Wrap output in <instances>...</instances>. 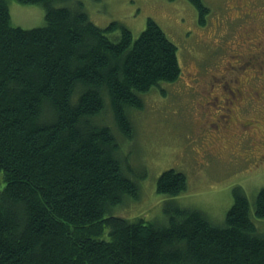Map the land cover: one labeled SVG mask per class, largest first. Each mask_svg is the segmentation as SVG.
Wrapping results in <instances>:
<instances>
[{
	"label": "trees",
	"instance_id": "1",
	"mask_svg": "<svg viewBox=\"0 0 264 264\" xmlns=\"http://www.w3.org/2000/svg\"><path fill=\"white\" fill-rule=\"evenodd\" d=\"M13 1L40 7L44 24L13 25L0 0V264H264V229L239 186L221 225L172 199L187 186L172 169L156 181L171 198L161 218L114 214L138 197L116 135L131 139L130 109L181 74L157 23L134 39L118 22L96 26L81 0ZM188 1L202 25L207 7ZM253 215L264 219V187Z\"/></svg>",
	"mask_w": 264,
	"mask_h": 264
},
{
	"label": "rangeland",
	"instance_id": "2",
	"mask_svg": "<svg viewBox=\"0 0 264 264\" xmlns=\"http://www.w3.org/2000/svg\"><path fill=\"white\" fill-rule=\"evenodd\" d=\"M81 1L96 26L118 22L134 39L146 20L153 19L175 45L181 68L175 82L159 83L143 94V108L130 109L131 139L122 140L115 129L123 169L137 183L138 197L125 199L114 214L129 219L161 218L162 203L171 198L155 192L156 181L163 171L172 169L186 177L185 190L172 198L180 205L198 209L213 224L221 225L233 201L231 190L239 186L249 202L252 221L263 230L264 219L254 217L253 205L264 187V94L254 96L252 104H235L229 124L247 123V127L222 132L216 129L223 124L222 104L208 97L210 84L218 83L202 79L238 77L247 79L254 91L264 87V52L241 43L249 30L258 31L261 40L264 0H201L208 9L202 25L188 0ZM7 3L13 25L29 29L44 24L40 7L13 0ZM251 51L257 56L244 63L241 57L246 60ZM232 54L238 57L230 58ZM194 75L196 80L189 81ZM103 121L114 128L109 112ZM3 186L0 173V191Z\"/></svg>",
	"mask_w": 264,
	"mask_h": 264
},
{
	"label": "flooded vegetation",
	"instance_id": "3",
	"mask_svg": "<svg viewBox=\"0 0 264 264\" xmlns=\"http://www.w3.org/2000/svg\"><path fill=\"white\" fill-rule=\"evenodd\" d=\"M245 34L246 35L242 36L241 38L242 44L249 46V48H252V46H256L258 48H261V53L264 52V34L262 35L261 40L258 39L260 35L258 31L249 30L245 32ZM230 56H231L230 58H232L237 55L232 54ZM256 56H257V53H255L254 51H251L247 53L246 60H244V58L242 57H241V60L244 63H247V62L250 63ZM227 64L230 66V62H228ZM230 68H234V67H230ZM224 69H227V66L224 67ZM229 71L231 72V70ZM195 78H196V75L189 78V81H195L196 80ZM221 79L222 78L202 79L204 81L213 80L218 83V85L216 86L213 83H211L209 86L210 91L208 92V97L210 96L212 101H214L217 104L219 103L222 104L221 106L222 111L219 114V117L222 118L221 122L223 124L219 122L220 124L216 125L217 127L215 126L216 129L218 130L220 128L222 132H227L228 130H231L232 127H233V130L241 129L242 127H247L249 125L247 123H244V125L242 123L235 125L233 124V122H231L229 124L230 119H231V114L235 113V111L233 110L235 107V104H237V102L239 106H245L248 104H252L254 96H257V97L263 96L264 87H261V90L254 91V88L249 86L247 79L243 81V79H240L238 77H234L230 80L226 78L227 81L222 79L223 84L219 83ZM231 83L234 84L233 87H231L230 85ZM207 114L209 115L210 113H207ZM255 157H258V156H255Z\"/></svg>",
	"mask_w": 264,
	"mask_h": 264
}]
</instances>
